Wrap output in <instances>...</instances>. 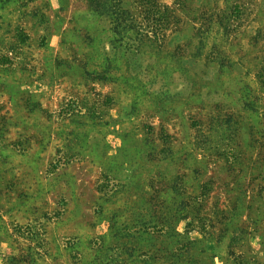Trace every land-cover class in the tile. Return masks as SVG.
Masks as SVG:
<instances>
[{
  "label": "rangeland",
  "instance_id": "1",
  "mask_svg": "<svg viewBox=\"0 0 264 264\" xmlns=\"http://www.w3.org/2000/svg\"><path fill=\"white\" fill-rule=\"evenodd\" d=\"M0 264H264V0H0Z\"/></svg>",
  "mask_w": 264,
  "mask_h": 264
},
{
  "label": "trees",
  "instance_id": "2",
  "mask_svg": "<svg viewBox=\"0 0 264 264\" xmlns=\"http://www.w3.org/2000/svg\"><path fill=\"white\" fill-rule=\"evenodd\" d=\"M93 5V4H92ZM98 10V9H97Z\"/></svg>",
  "mask_w": 264,
  "mask_h": 264
}]
</instances>
